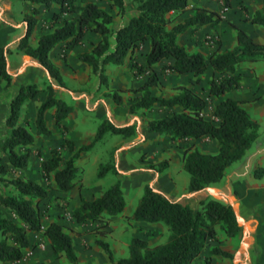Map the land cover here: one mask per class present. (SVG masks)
I'll use <instances>...</instances> for the list:
<instances>
[{
    "label": "trees",
    "instance_id": "trees-1",
    "mask_svg": "<svg viewBox=\"0 0 264 264\" xmlns=\"http://www.w3.org/2000/svg\"><path fill=\"white\" fill-rule=\"evenodd\" d=\"M118 11L119 16L135 12L125 26H114L113 16L90 2L78 6L75 0H23L25 3L44 5L50 8L53 4L62 6V14L70 16L62 19V14H55L50 22V32H42L36 47L31 45V37L39 22V11L31 9L24 15L27 24L26 35L18 41V50L35 60L49 76V82L42 86L36 83L22 85L18 94L10 103V114L6 125L9 136L1 143L2 154L8 159L7 164L0 166V173L5 174L13 169L23 170L30 161L31 153L21 149L35 144V135L26 126L20 124L23 107L33 102L46 92V100L37 108L35 126L37 136H50L46 114L55 110L54 119L58 126L72 113L73 108L65 101L56 97V89H66L63 77L58 67L50 58L53 48L66 43L67 49L78 46L88 32L101 36L99 44L94 45L91 52L79 55V59L92 68L105 82L106 66L109 64L123 66L128 56L146 43L150 51L146 56V66L152 67L166 62L163 71L171 74H193L195 83H200L209 65L213 70L210 81L211 96L220 98L232 90L241 88V76L237 73L239 66L246 62H257L264 58V45L256 42L247 32L237 29V44L232 49H217L211 54L209 61L201 52L191 53L179 43L180 35L186 33L195 25H215L220 21V15L202 7L193 9V15L183 23L177 19L188 11L191 0H109ZM225 7H230L227 0ZM78 14V17L75 15ZM264 28L263 8L257 12L252 21ZM58 24H61L60 26ZM112 44L114 46L112 47ZM9 46L0 47V83L9 91L13 87V74L9 68ZM133 67L142 68L134 63ZM157 84V76L152 75L148 82L136 90L144 93L130 107L135 113L144 108L152 110L160 105L170 110L165 118L151 121L146 129L159 135L169 136L172 141H194L209 137L216 139L219 145L217 154H204L194 145L184 152L183 168L190 175L189 193H197L207 189L211 184L218 183L225 177L227 169L242 161L259 137V123L242 107L243 102L226 98L214 109L215 121H208L203 116L206 101L189 87H177V94L170 99L152 96L150 88ZM121 92L112 91L109 96L117 104L123 103ZM1 104V98H0ZM181 108L180 112L172 111ZM106 133L129 138L137 134L136 126L118 127L105 120L99 127L94 142L75 152V144H66L73 157L65 160L59 149H53L51 158L42 161L43 178L59 193L73 190L81 182V170L75 165L80 153L90 150L95 143L103 139ZM169 167L168 161L150 164L149 169L160 173ZM113 171L119 174L115 165H100L99 177H104ZM264 176V169L256 172L258 179ZM12 185L16 194L0 196V205L9 210L16 221L3 215L0 210V264H18L26 257L25 250L30 248V232H42L49 240L54 254L65 257L72 264H77L78 257L74 250L73 239L61 224L52 222L43 227L41 203L50 195V190L41 184L21 178L6 181ZM82 186V185H79ZM126 208V200L121 187L117 184L103 192L94 200H82L79 208L74 210L75 221L81 224L103 222L121 216ZM130 220L148 224H163L169 231V238L164 244L151 246L142 238H134L129 245L130 256L116 261L108 243L99 240L98 245L107 255L111 264H195L206 250L209 254L204 264H211L213 256L233 260L234 254L221 247L225 240L239 238L243 227L235 208L213 199L200 202L199 209H192L179 201H173L165 194L156 191L151 186L145 187V193ZM222 236L224 238H222ZM211 243L216 245L210 247Z\"/></svg>",
    "mask_w": 264,
    "mask_h": 264
},
{
    "label": "crops",
    "instance_id": "crops-1",
    "mask_svg": "<svg viewBox=\"0 0 264 264\" xmlns=\"http://www.w3.org/2000/svg\"><path fill=\"white\" fill-rule=\"evenodd\" d=\"M75 1L80 7L90 2L96 3L100 8L110 13L113 16V24L111 27L118 25L125 26L135 15L133 11L128 12L123 17L119 16L117 9L112 6L109 0ZM226 2L227 0H191L188 11L177 19V23H183L186 18L192 16L193 9L196 7L217 12L220 15V21L215 25H195L191 27L186 33L180 35V45L191 53H203L209 61L211 54L217 49L218 45L214 48L210 47L207 42L204 43L202 41V35L208 34L206 38L218 39L221 43L222 50L232 49L237 44L238 28L247 32L256 42L264 45V28L252 22L255 14L262 10L263 0H229L230 7H225ZM33 8L39 11V15L37 16L39 22L30 41L31 45L36 47L42 32H50L53 30L50 22L55 14H62V6L60 4H53L50 8H46L44 5L25 3L23 0H0V47L9 46L13 51L9 58V68L13 74L12 88L15 95L18 94L22 85L30 83L38 84V81L48 83L50 80L45 70L35 60L27 57L24 52L18 51L17 48L18 41L27 32L24 15ZM75 17H78V14ZM69 18V15L62 14V19ZM58 25L60 26L61 24ZM101 40L102 38L99 34L88 32L83 41L75 48L67 49L66 43H60L51 51L50 58L60 70L66 87V89L57 88L56 97L65 101L73 108V111L62 122L61 126H58L54 119V109L46 114L47 125L51 131V135L48 137L37 136L35 129L30 130L28 128L35 135V144L29 147L30 149H27L30 151L31 157L28 166L22 172L21 178L37 183H40L43 178L41 171L36 173L31 171L30 163L34 158V148L42 147L44 160L51 158L53 149H61L62 157L65 160H69L73 157L74 153L69 150L65 143L67 141L73 142L76 147L75 152L78 151L80 148L94 141L96 134L88 130L90 120L91 125L99 127L105 120L110 119L118 127L134 125L137 128V134L129 138L118 137L112 142L113 146H111V151L115 150L114 155L116 156L115 158L113 157L110 163L111 165H115L119 171L121 187L126 200L124 216L130 217L133 215L140 202V200L137 202L139 191L142 189L145 191L146 186H151L156 191L165 194L171 200L179 201L195 210L200 208L201 201L207 199H213L222 204L231 205L238 214L244 233L247 231L251 232L250 223L252 219L258 216L257 212L259 209L264 208V196L256 195V191H262L261 186H264L256 183L264 179V176L260 179L256 177V171L264 169V161L261 156L264 153L263 148L258 145L254 149V144L242 161L233 164L227 169L222 181L211 184L204 191L189 193V184L185 186L187 179L183 175L185 171L183 168L185 150L189 146L194 145L204 154H217L219 151L218 141L205 137L194 141L183 140L174 142L169 136L149 132L146 129L149 122L167 117L170 112L169 109L156 105L152 110L142 108L135 113H131L130 107L137 99H141L144 96L142 91L136 92V90L143 87L152 75H156L157 84L150 88L152 96L161 99H170L177 94V87L184 86L192 88L195 93L206 101V108L203 111L205 119L215 121L218 124L217 119L213 116V112L216 106L226 98L243 102L242 107L251 116L255 113L258 114L264 107L262 100V96L264 95V81L258 86L255 83L253 88L247 87V82L250 80L247 75V77L242 79L240 89L232 90L225 96L217 98L210 94V81L213 77L211 65H209L200 83H195L193 74L177 75L163 71L165 61L152 67L144 68L146 66V56L150 51V45L146 43L135 50L133 54L129 55L123 66L107 65L105 71L107 80L103 82L99 75L92 72L90 66L79 59L80 54L91 52L94 45L99 44ZM188 40H191V43L195 46L188 43ZM113 46L114 44H112ZM134 63H137L142 70L133 67ZM239 72H242V69L239 68L237 73L239 74ZM38 78L40 79L37 80ZM251 81L253 82V80ZM112 91H125L121 92L123 96L122 104H117L109 96ZM8 111L10 114V104ZM80 111L84 115L79 117ZM172 111L180 112L181 108L175 107ZM23 120L24 111L21 115L20 124L25 126ZM8 136L0 140V150L1 143ZM259 138L260 136L255 143L258 142ZM40 143L41 146L39 147ZM25 152L26 150L22 151V153ZM87 152L80 153L75 161L76 166L78 161ZM102 156L100 155L96 158L97 164H100L104 160ZM135 157L136 163H134ZM165 160L169 161V167L160 173L148 168L150 164H157ZM7 163L8 161L5 162V164ZM182 177L185 183L181 189H178L177 182L179 180L181 181ZM3 189L4 192L7 191V188L4 186ZM103 190L101 185L89 188L84 183L82 187H76L67 193H59L55 190L56 196L67 198L66 201H63L64 209L51 208L48 216L45 218L42 216L44 228L52 222L65 227L66 232L73 239L74 250L78 257L77 264H111L107 255L103 254L96 244L101 239L99 237L94 238L93 235L91 236V222L87 224L78 223L75 221L73 215L74 210L81 206L83 199L93 200ZM7 192L16 194L15 188L10 189L9 187ZM2 195L6 194L1 192ZM133 198H135L136 204H128V202H132ZM47 208H49V205ZM0 210L4 216L17 222L16 217L9 210L4 209L1 205ZM124 216L113 217L112 223L105 230L113 232L114 234L113 225L115 223L113 222L125 223L123 222ZM126 225L123 230L127 234L130 235L131 232L129 231L131 230H138L139 232L135 231V238L145 239L149 243L152 242L154 246L160 243V241L156 242V239H158L157 235L160 237L159 232H156L155 236L151 233L150 237H148L140 229L142 228L145 231L151 229L154 231V228L157 230L161 224H148L132 220L128 224L126 222ZM251 236H249V242L252 240ZM167 238L166 235L164 241ZM29 239L31 246L25 250L26 257L29 258H26L18 264H49L58 259L52 250L49 240L42 232H30ZM122 243L125 244V247H129L130 245L128 239ZM37 244H43L45 252L39 248H35ZM110 247L114 253L117 246L113 245L112 247L110 245ZM247 247L248 249H245L242 246L241 251L233 253L235 257L231 260V264H264V257H246L250 246L247 245ZM95 255L98 257H95ZM216 258H214V261L217 260ZM65 260L61 258L60 262L63 264ZM195 264H198L197 261Z\"/></svg>",
    "mask_w": 264,
    "mask_h": 264
},
{
    "label": "rangeland",
    "instance_id": "rangeland-1",
    "mask_svg": "<svg viewBox=\"0 0 264 264\" xmlns=\"http://www.w3.org/2000/svg\"><path fill=\"white\" fill-rule=\"evenodd\" d=\"M126 1L128 3L130 0H126ZM206 35H208V34L202 35V41H204V43L207 42L210 47L214 48L220 42L218 39H215L213 44H212L209 42V39L206 38ZM188 43L192 44L191 40H188ZM192 45H194V44H192ZM12 53H13V51H12ZM11 54L9 55V58H10ZM239 68L242 69V72H239V75L241 76V81L243 78L247 77V75H248V79H250L247 82V85H248L247 87L253 88L255 86V83L258 86L262 81H264V58L260 59L257 62L242 63L239 66ZM239 68H238V70H239ZM39 79L40 78H38L37 80H39ZM251 80H253V82ZM44 83H46V82H44ZM44 83H43V81H38V84L41 86ZM246 94H247V92H246ZM46 95H47L46 92H44L43 94H40L35 101L30 102L23 107V110H22V113L24 111V120L23 121H24L25 126L27 128H30V130H33V129L36 130V126H35L36 110L46 100ZM15 96L16 95H15V92L13 91V88L9 91H6L4 89V83H0V98H1V104H0V140H2L4 137L9 135V133H10L9 128L6 125V120L9 116L8 106ZM262 100H263V104H264V95L262 96ZM81 115L83 116L84 114L80 111L79 117ZM252 117L257 122H259V124L261 125L260 135H259L260 138H259L258 142L255 143L254 149H256V147H258V145H259V147L263 148V150H264V107L260 112H258V114H256V113L253 114ZM20 123H21V121H20ZM99 127H100V125H99ZM99 127H96L95 125H91V120H90V125L88 126V130L93 131V133L96 134L95 138L98 134ZM118 137L122 138V136L114 135L112 133H106L104 135L103 139L100 140L99 142L95 143L94 146L90 150H88V152L84 151L87 153L84 154V156L77 163V166L80 168V170L82 172L80 175L81 182L79 183V185L83 186V183H84L85 186L89 187V188L101 185L104 189L103 191H101L103 193V192L107 191L108 189H110L111 187H113L117 184H121L120 174H116L113 171H110L104 177H99V175H98L100 165H111L110 162H112L113 157L115 158V156H116V155H114L115 150L111 151V149H112L111 146H113L112 142H114ZM95 138H94V140H95ZM112 138H113V140H112ZM39 140H40V138H39ZM92 143H90V144H92ZM65 145L67 146L66 143H65ZM40 146H41V143L39 144V147ZM41 148L42 147L34 148L35 150L33 149L35 151L34 152V158L32 159V162L30 163L31 171L33 173H36L39 171L42 172V161L45 158H44L43 151ZM23 150L25 151L27 149L22 148L21 153ZM59 150L62 151L61 149H59ZM100 155H103L102 159H104V160H102V162L100 164H97L96 158H98V156H100ZM261 156L263 157V161H264V153H262ZM7 161H8L7 157L5 155H3L2 151L0 150V166L5 164V162H7ZM165 161H168V160H165ZM134 163H136V157L134 158ZM23 170L13 169V170L5 173V174L0 173V175H3V176H1L2 178L0 177V196H1V192H3L6 195H11V193H9L7 191L9 190V187H10V189H14V187L10 184H6L5 182L6 181L9 182V181H12L14 179L21 178ZM259 170H261V169H259ZM259 170H257V171H259ZM183 175L187 179L186 180L187 182L185 183V181H183V177H182L181 178L182 180L181 181L179 180L177 182L178 183V189H181L184 186V183H185V186L190 184V180H191L190 175L185 171L183 172ZM42 176H43V172H42ZM256 183L258 185H264V179H262L260 182H256ZM39 184H41L43 187L48 188L50 190L49 198L45 202L41 203L39 206V210H40L43 218L48 216V212L51 210V208L64 209L63 201H66L67 198H61V197L56 196V191L53 188V185H54L53 182H50V184H49L48 182H46L44 180V178H42V180L40 181ZM79 185H77L76 187L77 188L82 187ZM3 186L7 188L6 192H4ZM261 190L262 191L257 190L256 195L263 197L264 196V191H263L264 186L263 187L261 186ZM144 193H145L144 189L139 191L137 202H139V200H141ZM98 196H100V195H98ZM253 199H255V198H253ZM129 201H130V198H129ZM128 204L135 205L136 204L135 198H133L132 202H128ZM48 205H49V208H47ZM129 208H130V206H129ZM257 215L258 216L254 217L250 223V227L252 229L251 232L247 231L244 233V230H243V233L239 238H235V239H231V240H225L224 244H222L221 247L230 251L231 253H235V252L237 253V252L242 250V246H244L245 249H248L247 245H249L250 247H249L248 252L246 253V257H264V208L259 209L257 212ZM121 216H124V215L122 214ZM130 221H132V220H130L128 218V216H124L123 222H125V223H119V222L114 221L113 222V223H115V225H113L114 234H113V232H109L108 230H105L112 223V218L108 220L107 226H104L105 224L103 222L91 223V236L93 235L94 238L99 237L101 239V241L108 243L112 247H113V245L117 246V248L115 249V251L113 253L116 261H119V260L124 259V258H128L130 256L129 247L128 246L125 247V244L122 243L126 239H128L129 242L131 243V241L136 237L135 231H138V230L129 231V232H131L130 235L127 234V232H125V230H123L124 226L126 225V222L128 224V223H130ZM166 229H167L166 226L161 224L160 227L157 228V230H155V228H154V231H152L151 229L145 231L142 228L140 230L144 234H146L148 237H150L151 233L153 234V236H155V233L159 232L160 237H159V235H157L158 239H156V242L160 241V243H158V245H159V244L166 243V241L169 238V231H168V229L167 230ZM165 231H167V232H165ZM166 235L168 238L166 241H164V238L166 237ZM250 235H252L251 236L252 240H250V242H249V236ZM222 238H224V237L222 236ZM150 243H151L150 244L151 246H154L152 244V242H150ZM248 243H250L251 245ZM96 244H97L98 248L102 251V253L105 254V252L102 250V248L98 245V241ZM214 245H216V244L211 243L210 247H212ZM35 248H39L41 251L45 252V248H44L43 244H37V246H35ZM112 252H113V250H112ZM208 254H209V250H206L204 252L203 256L197 260V263L198 264H204V260ZM234 256H235V254H234ZM95 257H98V256L95 255ZM216 257H218V258H216ZM26 258H29V257H25V259ZM61 258L66 259L65 261H63V264H72L69 260H67V258H65V257H61ZM61 258L58 257V259L55 262L52 261V263H49V264H62L60 262ZM214 258H216L217 260L214 261ZM211 264H231V260L222 258L220 256H213L212 260H211Z\"/></svg>",
    "mask_w": 264,
    "mask_h": 264
},
{
    "label": "built area",
    "instance_id": "built-area-1",
    "mask_svg": "<svg viewBox=\"0 0 264 264\" xmlns=\"http://www.w3.org/2000/svg\"><path fill=\"white\" fill-rule=\"evenodd\" d=\"M214 40L215 39H213V38H209V42L212 43V44H213Z\"/></svg>",
    "mask_w": 264,
    "mask_h": 264
}]
</instances>
